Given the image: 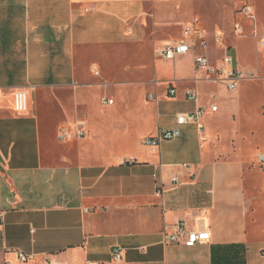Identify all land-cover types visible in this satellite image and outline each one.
Instances as JSON below:
<instances>
[{
  "label": "crops",
  "instance_id": "0c3cea01",
  "mask_svg": "<svg viewBox=\"0 0 264 264\" xmlns=\"http://www.w3.org/2000/svg\"><path fill=\"white\" fill-rule=\"evenodd\" d=\"M257 1L264 2L0 0V264H20L19 253L30 257L26 264H264L247 164L225 148L240 131V84L228 91L194 63L198 54L213 65L227 54L235 62L239 41L259 34ZM166 31L178 35L156 39ZM199 31L206 50L196 42L172 61L155 55ZM140 62H190L192 69L167 79L154 72L131 118L98 89L115 68L144 72ZM16 90L26 95L21 115L13 111ZM198 109L196 125H176L177 115ZM78 121L84 137L61 140L60 130L74 131ZM175 128L178 138L143 145ZM173 178L181 184L171 187ZM179 223L208 232L209 241L165 242ZM113 250L122 260H113Z\"/></svg>",
  "mask_w": 264,
  "mask_h": 264
},
{
  "label": "rangeland",
  "instance_id": "374dc122",
  "mask_svg": "<svg viewBox=\"0 0 264 264\" xmlns=\"http://www.w3.org/2000/svg\"><path fill=\"white\" fill-rule=\"evenodd\" d=\"M258 14L261 18L259 33L264 34V2L257 1ZM173 31L159 32L155 35L156 39L168 40L170 37L177 36ZM250 38V39H248ZM244 38L239 41L237 48L234 49L235 64L246 74V79L240 83V93L242 95L240 131L231 135L226 142L227 149H233L236 154L247 164L246 185L250 193L251 205L250 215L254 218L256 226L259 228L254 238L264 239V51L259 49L253 37ZM145 69L140 71L132 67L129 72L124 68H115L113 76L107 79L111 81L108 85H103L99 94L111 95L115 100V108L118 111L129 109L132 113L131 118L135 117L138 103L147 99V94L151 92L148 80L157 73L161 78L180 77V68L186 72L192 69L190 62H181L179 65L166 64L164 62H140ZM108 70L105 69L107 74ZM108 75V74H107ZM146 78L143 81H136ZM121 81H126L125 86L117 85ZM101 84V83H100ZM234 136V137H233ZM221 144V140H217ZM220 146V145H219ZM224 149L223 146H220ZM263 158V161L260 160Z\"/></svg>",
  "mask_w": 264,
  "mask_h": 264
},
{
  "label": "built area",
  "instance_id": "2783aa9c",
  "mask_svg": "<svg viewBox=\"0 0 264 264\" xmlns=\"http://www.w3.org/2000/svg\"><path fill=\"white\" fill-rule=\"evenodd\" d=\"M246 16H251L250 7L248 5L243 6L241 10ZM189 30L184 31L185 37H190ZM253 36L257 40V45L259 49L264 51V36H257L256 33H253ZM192 40H195L191 42ZM190 43L186 42L185 40H180L175 44H171L165 46L161 49L155 51V55L160 57L164 60L172 61L176 57L185 55L191 52L196 46V42L198 47L202 50L207 49V42L205 36L202 32L195 33L194 36H191ZM195 67L196 69H202L206 73V80L218 83L223 85L228 91L237 90L240 82L246 79V74L242 72L234 62V59L230 55H225L221 63L219 65H213L209 59L202 54H198L195 56ZM95 76H98V73L94 72ZM176 91L174 88L169 87L167 91V95L169 97H174ZM152 98V96H149ZM186 98L188 100H195L196 95L192 90L186 91ZM101 103L103 105H112L113 100L103 98ZM216 106L211 107V111H216ZM27 110V102H26V95L22 90H16L13 93V111L16 115L24 114ZM204 110L198 109L193 114H179L176 116V125L177 126H184L190 124H197L199 118L203 115ZM83 122L78 121L75 124L74 131H70L66 128H62L59 133V137L61 140H69L73 138H82L84 137V131L82 129ZM180 136V132L178 128L172 130H160L155 137L145 138L143 140V145L150 146V147H157L163 141H171ZM263 161V158H260ZM181 182L177 178H173L171 180V187H176L180 185ZM187 247H193L196 244L208 242L209 241V233L205 231L201 232H187L184 229V225L179 223L175 226V230L172 234H168L165 236L164 241L170 244L179 243L181 242ZM113 260L120 261L122 260L121 254L118 250H113L112 252ZM18 259L20 264H26L30 257L26 256L23 253L18 254ZM43 264H59L58 262H54L52 260H47Z\"/></svg>",
  "mask_w": 264,
  "mask_h": 264
}]
</instances>
